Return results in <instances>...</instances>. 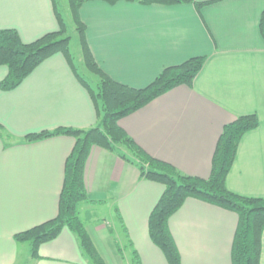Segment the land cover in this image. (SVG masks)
Wrapping results in <instances>:
<instances>
[{"label": "crops", "instance_id": "0c3cea01", "mask_svg": "<svg viewBox=\"0 0 264 264\" xmlns=\"http://www.w3.org/2000/svg\"><path fill=\"white\" fill-rule=\"evenodd\" d=\"M263 10L264 0H220L203 7L200 16L190 4L96 0L79 10L95 63L119 84L142 89L163 69L206 57L191 87L165 93L119 126L150 156L207 179L223 127L256 115L259 127L241 139L225 181L230 192L250 198H264V42L258 30ZM2 30L16 31L25 44L57 32L51 0H0ZM6 75L0 67V82ZM95 125L89 95L61 55L45 60L16 89L0 90V264H90L66 229L38 248V259L13 237L56 216L65 160L74 146L66 136L24 138ZM84 185L87 201L78 205V216L105 263L113 261L115 235L125 247L126 264H132L133 252L140 264H167L147 231L161 185L141 179L135 166L96 147L85 164ZM97 207L103 208L97 219L107 215L104 224H96ZM236 225L235 214L186 200L168 220L180 264H231ZM259 264H264V231Z\"/></svg>", "mask_w": 264, "mask_h": 264}, {"label": "trees", "instance_id": "16d2710c", "mask_svg": "<svg viewBox=\"0 0 264 264\" xmlns=\"http://www.w3.org/2000/svg\"><path fill=\"white\" fill-rule=\"evenodd\" d=\"M91 1L96 0H68L80 41L84 66L98 79L94 86L77 72L69 49V38L64 37L66 25L56 0H51V4L58 25L57 32L45 34L34 42L25 44L16 31H0V67L7 69V75L0 82L1 91L9 92L16 89L45 60L61 55L76 80L89 95L96 113V125L91 129L59 128L30 134L24 138L26 142H37L66 136L74 140V146L65 160L56 216L43 224L15 234L13 240L18 244H27L30 256L38 259V248L55 240L62 230L66 229L76 238L82 255L90 264H106L77 211L78 205L87 201L84 168L91 149L96 147L114 153L135 166L141 179L163 187L161 197L149 214L147 231L151 243L160 250L167 264H180V256L169 231L168 220L189 199L235 214L237 225L231 247V264H259L261 236L264 231V198L240 196L230 192L225 185L241 139L259 127L257 116H241L223 127L207 179L184 175L172 165L147 154L119 126V121L179 86L191 87L193 80L203 68L206 57H194L180 65L167 67L142 89L119 84L100 70L87 46L85 25L81 22L79 10L83 4ZM99 1L108 5L126 2L141 6L166 7L190 4L200 16L203 7L220 0ZM258 30L264 42V10L259 18ZM0 134H3L1 126ZM119 147L124 151H120ZM124 233L127 239L125 229ZM129 244L131 247L130 241ZM133 254L132 264H140L138 256L135 252Z\"/></svg>", "mask_w": 264, "mask_h": 264}, {"label": "rangeland", "instance_id": "374dc122", "mask_svg": "<svg viewBox=\"0 0 264 264\" xmlns=\"http://www.w3.org/2000/svg\"><path fill=\"white\" fill-rule=\"evenodd\" d=\"M56 2L58 4L59 12L61 13L63 21L66 25V34L64 35V37L69 38V49H70V53L73 57L74 65L77 69V72L87 82H89L92 86H94L97 83L98 79L96 76L89 73L88 70L84 66L80 41H79L78 34L76 33V28H75V25H74V22L72 19L71 11L69 8V2H68V0H56ZM118 149H120V151H124L123 148H121V147H119ZM97 209H95V211L97 212V216L95 217V219H97V217H98V211L99 212L103 211V208H101V207H97ZM81 217H82V221H84V216L82 215ZM106 217H107L106 214H100L99 218L96 220V224H104L103 220H106L105 219ZM108 221L109 220H107V222ZM111 239L114 243V246H113L114 256H112L113 261H109L108 259H105L107 261L106 264H126L124 258H122L123 254L125 253V247H123V248L121 247L119 240L117 239V237L115 235H112ZM116 249L118 250V252ZM101 253H102V251H101ZM102 254L105 258L106 255H104V253H102Z\"/></svg>", "mask_w": 264, "mask_h": 264}]
</instances>
